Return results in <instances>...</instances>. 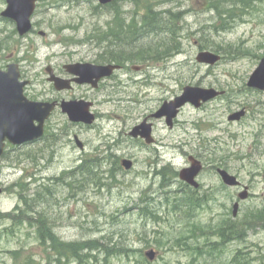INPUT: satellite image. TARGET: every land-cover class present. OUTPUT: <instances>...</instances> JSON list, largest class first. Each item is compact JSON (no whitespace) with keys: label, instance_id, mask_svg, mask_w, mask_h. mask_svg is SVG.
Masks as SVG:
<instances>
[{"label":"rangeland","instance_id":"374dc122","mask_svg":"<svg viewBox=\"0 0 264 264\" xmlns=\"http://www.w3.org/2000/svg\"><path fill=\"white\" fill-rule=\"evenodd\" d=\"M220 1L221 13L233 9L230 0ZM106 5L98 0H41L33 19L35 31L20 36L16 29V63L32 83L31 96L46 100L57 94L49 82V67L62 72L69 62L95 63L99 54L116 51L104 37L110 26L117 30L122 19L127 30L135 25L142 29L141 14L151 6L171 15L181 12L182 20L151 35L138 33L129 44L120 45L132 60L130 76L121 73L123 82L115 88L101 89L95 97L85 88L73 92L71 96L88 95L95 102L93 126L72 124L58 114L40 144L16 153L15 163L0 162V232L10 226L4 216L23 206L16 185L31 183L37 189L45 183L52 194L47 222L62 243L93 240L105 249L130 251L96 253L97 260L88 264H264V226L249 231L246 239L220 236L227 219L243 221L250 212L264 209V92L247 88L264 58V0H254L251 8H235L231 19L210 12L206 0H117L113 7ZM172 30L176 38L168 35ZM5 45L14 50L13 39ZM201 52L222 60L214 66L200 64ZM138 65L142 72L134 69ZM187 86L225 94L199 109L187 105L173 129L165 118H150ZM244 108L248 115L242 121L228 120ZM147 118L156 144L145 147L129 134ZM53 125L67 129L61 142ZM110 146L120 162L131 160L134 167L120 165L111 173L117 165L116 159H105ZM191 156L205 167L198 179L202 192L195 193L201 206L193 210L186 198L194 191L184 192L178 177L191 165ZM220 157L227 162L225 170L249 188L247 200L239 198L243 188H222L217 172L221 167L214 165ZM86 158L100 163L96 181L72 173ZM15 232L1 234L0 264H25L26 257L33 264H79L73 259L60 262L28 226ZM152 250L154 261L146 256ZM16 251L20 256H13Z\"/></svg>","mask_w":264,"mask_h":264},{"label":"water","instance_id":"95a60500","mask_svg":"<svg viewBox=\"0 0 264 264\" xmlns=\"http://www.w3.org/2000/svg\"><path fill=\"white\" fill-rule=\"evenodd\" d=\"M39 0H8V9L4 13L5 16L15 19L17 30L20 36L27 35L32 29V16L35 12L36 4ZM100 4H110L113 0H98ZM197 61L200 64H207L214 66L221 61V56L210 52H201ZM66 68L69 71L81 77L77 81L81 84H92L94 87L98 85L99 81L104 77H109L118 69V66H99L91 63H80L69 65ZM13 69L11 68V71ZM47 72L50 75L49 81L55 84L58 91L70 88V81H64L54 76L52 68L49 67ZM16 100H10L7 93L0 90V158L4 154L6 141L16 145L22 146L40 140L45 134V123L55 110L56 104L31 102L24 94V87L28 82L21 81V74L19 67L16 64ZM247 87L250 89L264 92V58L256 70L251 75ZM225 92H220L215 89H203L200 87L187 86L183 93L177 96L172 101H166L158 112L153 114L150 118L166 119V123L170 129L174 127V121L178 118L180 110L186 105L191 104L196 108L202 107L216 98L224 95ZM92 102L88 101H73L64 102L62 110L68 114L69 120L75 124L93 125L96 121L95 114L91 111ZM247 112L245 109L235 112L229 116L230 122H239ZM153 125L148 123L145 119L143 123L136 126L131 132L130 136L135 139H143L147 144H153ZM78 147L83 150L84 144L76 138ZM191 167L183 169L180 172V179L189 185L198 188L199 183L196 181L197 177L202 171V163L195 157H190ZM122 165L126 170L133 167V162L128 159L122 161ZM223 182L229 187H238L241 182L238 178L228 171L219 169ZM249 188L245 187L243 193L239 195L240 200H246L249 197ZM2 189L0 188V194ZM239 203L234 205V216H237L239 210ZM150 261H154L156 257L155 251H150L146 254Z\"/></svg>","mask_w":264,"mask_h":264},{"label":"trees","instance_id":"16d2710c","mask_svg":"<svg viewBox=\"0 0 264 264\" xmlns=\"http://www.w3.org/2000/svg\"><path fill=\"white\" fill-rule=\"evenodd\" d=\"M208 2V10L210 12H218V17L221 19L226 18L228 16L231 19L232 12L235 8L242 6L251 8L253 6L254 0H230V7L233 9L228 10L225 13H221L220 7L221 1H214V0H206ZM136 3V2H134ZM152 3L151 1L149 2ZM156 5V3H154ZM138 5V4H136ZM149 10L146 12V14H141L143 16V28L140 29V27L137 28L135 25L134 30L131 28V30H127L126 27L123 26L122 19L120 27H118L117 30H114L113 26H110V29L108 31V34L104 37V41L108 42V46L111 47L112 45H115L116 51H109L106 53H109L112 57L118 56L120 54V45L129 44L134 39V37L138 33H142V36L151 35L150 31H154L158 29L159 31L162 30L160 27V23L164 22V28H168V24H174L178 20H182V14L179 12V14L175 13L174 15L169 14L168 12H159L157 10H153L151 6H148ZM161 15H165L166 18L161 20ZM162 21V22H161ZM227 22V20H226ZM142 24V25H143ZM138 31V32H136ZM170 37H175V32L172 30L168 33ZM108 48V47H107ZM111 49V48H109ZM123 49V48H122ZM172 52V51H171ZM170 53L166 52V54ZM159 58V55H157ZM117 58V57H115ZM111 149L108 151V155L105 159L108 160V162L116 159L115 164L117 165V168L115 170H112L111 173H115L116 171L120 169V159L119 157L115 156L112 150V146H110ZM208 154V153H207ZM209 154H214L210 153ZM87 159H93V158H86L84 160V164L79 165L78 168L73 171L72 173H75L76 175H80L85 177L86 180H92L96 181L98 180V168H99V162L96 160L93 163H89L86 161ZM214 165L217 167H221L223 169H228L227 162L223 160L220 157L219 159H216L214 161ZM71 173V174H72ZM67 175V174H66ZM69 175V174H68ZM114 176V175H113ZM177 176V174L175 175ZM65 177V175H64ZM63 179V178H62ZM61 179V181H62ZM165 180H167L164 177ZM170 180V179H169ZM35 181H38L37 179ZM31 183H25L22 182L20 184H17L16 187L19 188L18 194L19 197L23 203L22 208H20V205L17 210H15L13 213H8L4 216L8 221H10V226L5 228L3 231L0 232V239L1 234L3 232H7L12 234L13 236L16 234V230H23L25 227H29L30 229L34 230V233L41 243L42 246L45 247V249L48 251L50 249L53 251L60 262H62L63 259H68L69 261L73 259L74 261L78 262L79 264H88L87 261L90 260H97L96 253L100 252H107L106 254L114 255L117 252H123L124 250H117V248H106L105 246L100 244L98 241H85V242H74V243H62L61 240H59L55 233L53 232L52 226L48 224V208H49V201L51 194V188L48 187L45 183L41 184L37 189H33L31 187ZM186 203L188 205L195 204L197 200H194L192 197L186 198ZM200 203V202H199ZM199 203L193 208H199L201 205ZM264 223V209L261 211H254L250 212L248 215L244 216L243 221H236L235 219H227L225 221V224L223 225L220 233H222V239L229 238L231 235L234 236V238H247L248 232L252 229L256 228V226H262ZM188 246V243L186 244ZM130 251L125 250L122 254H128ZM20 256V253L16 251V253H13V256L15 257ZM57 259V260H58ZM25 264H33V259L31 257H26ZM191 264H197L195 261Z\"/></svg>","mask_w":264,"mask_h":264},{"label":"flooded vegetation","instance_id":"af4514ba","mask_svg":"<svg viewBox=\"0 0 264 264\" xmlns=\"http://www.w3.org/2000/svg\"><path fill=\"white\" fill-rule=\"evenodd\" d=\"M39 0L36 4V8H35V12L32 16V29L29 33L34 32L35 31V24L33 22L34 17L36 16L35 14L37 13V9L39 7L40 4ZM119 1V0H118ZM122 1V0H121ZM117 4V0H113L110 5V7H113L114 5ZM107 7V5L105 6ZM8 9V0H2V4H1V8H0V90L7 93L8 97L10 98V100L15 101L16 100V64L19 67V72L21 74V81L23 82H28V84L24 87V94L26 96V98L31 101V102H40V103H49V104H56L55 110L52 112L51 116L49 117V119L46 121L45 123V135L44 137L47 135V133L50 131L49 130V123L53 120L54 117H56L58 114L62 115V116H66L68 119V114L64 113L62 110V104L64 102H73V101H89L93 103L92 109L95 106V102L94 101H90L88 99H90V96L86 95V96H71L73 94L74 91L81 89V88H85L88 91L94 95H99L101 94L102 90L101 89H105V88H115L116 85L119 83V81L122 83L123 80L121 78V73L130 76V64H131V56H129V54H127L124 51H120V54H118V56L112 57L109 53H105V54H99L97 57V61L91 62V64H95V65H99V66H118V69H116L111 76L109 77H104L102 78L97 86H93L92 84H81L77 81V79H81V77L72 74L68 68H66L69 65H74V64H80V63H90V62H85L84 60H80L78 62H69L66 65H64L63 71H56V69L52 68V72L54 74V76H56L57 78H60L61 80L64 81H70V83L68 84L70 88L58 91L55 87V84L50 82L53 89L57 92V94H53L51 97H49L46 100H39L34 96H31L29 94L30 88L32 86V83L30 80L25 79V77L23 76V73L21 71V67L18 63H16V29H17V24H16V20L15 19H11L7 16L4 15V13L7 11ZM18 31V30H17ZM19 34V32H18ZM20 35V34H19ZM42 35H44V33H42ZM8 39H13L14 43H15V47L13 51H10V47H7L6 41ZM125 49H128V47L126 46ZM125 53V54H124ZM11 68L13 69L11 71ZM135 70H137L138 72H142L143 71V67L141 65H138L137 67H134ZM130 80L132 81L133 79L130 78ZM176 98V97H175ZM96 100V98H94ZM95 114V113H94ZM96 115V114H95ZM97 117V115H96ZM149 120V118H147ZM176 122V121H175ZM176 124V123H175ZM174 124V126H175ZM58 125H53V128L55 129V131L57 130V132L60 133L59 135H56L59 139L58 141L61 142L63 140V137L66 136L65 134H67V129H63V128H58ZM54 136V135H53ZM68 136V135H67ZM78 136H75V140ZM132 138V137H131ZM44 138H41L38 141L29 143V144H25L22 146H16L12 143H10L9 141H6L5 143V148H4V154L2 156V158H0V162L4 163V161H6L7 163H11L14 162L15 163V159H16V153L21 152V150L29 147V146H35L38 145L42 142ZM134 139V138H133ZM139 142H141L143 145L146 146H150L148 144H146V142L142 139H135ZM156 144V140L154 141V143L151 146H154ZM190 161V159H189ZM81 162H84V160L82 159ZM191 163V161H190ZM202 163V162H201ZM202 171L198 177V179L200 178L202 172L205 170V167L202 163ZM165 170V169H162ZM218 172V170H217ZM216 172V173H217ZM219 174V173H218ZM220 177V175H219ZM221 178V177H220ZM222 188H224L225 190H227V188H230L228 186H226L222 179ZM185 186L186 189L184 190V192H187L189 190L192 189V191H194L193 196H191L194 200H195V193H197V191L202 192V185H200L199 183V187L198 188H194L193 186L187 184L186 182H182ZM236 189H242L243 186H239V187H235ZM202 196V195H201ZM201 202V201H200ZM198 203L196 201L195 204L192 205H188L189 207L193 208L194 205L196 206ZM262 226H264V223L262 224ZM220 236L222 238V233H220Z\"/></svg>","mask_w":264,"mask_h":264}]
</instances>
